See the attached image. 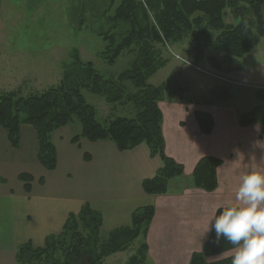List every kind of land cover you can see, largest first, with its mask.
Instances as JSON below:
<instances>
[{
	"label": "trees",
	"instance_id": "obj_1",
	"mask_svg": "<svg viewBox=\"0 0 264 264\" xmlns=\"http://www.w3.org/2000/svg\"><path fill=\"white\" fill-rule=\"evenodd\" d=\"M228 8L238 19L236 24L226 23ZM263 8L264 0H123L115 9V15L109 17L108 30L97 34L106 43L101 54L109 64H114L124 51L134 52L136 56L130 67L115 78H107L75 51L57 85L27 95H23L22 90L0 93V126L14 148L20 145L21 126H33L38 133V159L47 170L57 167L53 134L76 119L81 122L82 130L72 137L74 143L81 138L109 140L121 151L145 143L151 156H160L163 165L154 177L142 181L144 191L150 195L167 194L169 181L182 175L184 167L165 152L159 102L170 95L184 99L186 93L166 82L159 85L150 82L169 61L162 53V46L177 45L188 34L193 35L192 48L186 49L187 60L199 68L206 62L217 76L229 79L242 70L241 59L264 37ZM248 12L253 14L254 22L247 18ZM203 26L207 30L204 28L206 31L202 33L207 39L211 38V30L218 32L212 46L222 51L220 55H206L202 37L197 33ZM83 89L104 97L109 104H132L134 116H119L103 123L95 107L86 100ZM256 95L259 103L241 114L239 124L245 127L260 122L264 135V89H258ZM196 118L201 131L210 134L214 127L212 115L198 110ZM221 163L222 160L215 157L201 158L193 172L194 186L210 192L216 190L217 168ZM19 179L24 182L26 192H31L33 175L23 172ZM6 181L0 175V182ZM154 214L153 206L140 207L132 215L131 226L115 229L102 240L103 216L87 202L78 213L69 215L62 232L48 237L44 246L21 245L16 261L18 264H103L105 258L126 251L141 235L145 236ZM215 241L213 230L203 250L193 253L190 264H231V257L207 261L209 256L232 249L223 239L219 244ZM147 253L148 245L144 241L129 258V264H148Z\"/></svg>",
	"mask_w": 264,
	"mask_h": 264
},
{
	"label": "crops",
	"instance_id": "obj_2",
	"mask_svg": "<svg viewBox=\"0 0 264 264\" xmlns=\"http://www.w3.org/2000/svg\"><path fill=\"white\" fill-rule=\"evenodd\" d=\"M18 45L15 38H0V83L9 85L8 91L22 90L28 81L24 76L18 82L11 81L13 75L36 70V60L24 59ZM176 56L185 61L181 55ZM63 66L56 65L62 75ZM179 98L169 96L159 102L165 152L184 167L182 175L169 181L168 193L161 195L147 194L142 185L163 165L160 156H151L145 143L121 151L109 140L81 138L74 143L72 137L58 135L56 131L53 141L57 167L47 170L38 159V133L33 126H21L18 148L11 145L7 132L0 126V175L7 180L0 182V236L7 234L1 238L9 244L13 261L21 245L42 247L48 237L60 234L69 215L78 213L88 202L102 214L101 230L108 235L115 229L131 226L132 215L138 208L153 206L155 214L148 232L140 236L148 245L147 263L190 264L193 253L201 252L211 237L214 228L205 231L217 209L235 201L240 177L253 167L264 171V135L260 122L245 127L239 124L241 114L259 102L240 110L234 102L225 100ZM198 110L212 115L214 127L210 134L201 131L196 118ZM205 156L222 160L217 168L218 187L211 192L194 186L193 172ZM23 172L34 177L29 193L19 179ZM4 247L6 244L2 243L1 249ZM231 256L229 249L207 257V261Z\"/></svg>",
	"mask_w": 264,
	"mask_h": 264
},
{
	"label": "rangeland",
	"instance_id": "obj_3",
	"mask_svg": "<svg viewBox=\"0 0 264 264\" xmlns=\"http://www.w3.org/2000/svg\"><path fill=\"white\" fill-rule=\"evenodd\" d=\"M122 1L0 0V38L19 40L18 47L21 48L20 52L23 53L24 59L27 57L30 60H36V70L25 72L22 76L13 75L14 79L11 81L18 82L23 76L24 79H28L22 88L23 95L41 92L49 86L57 85L63 75L58 72L56 65L62 63L65 71V67L71 62L75 51L84 61L92 62L96 70L105 77H117L130 67L136 54L124 51L114 64H109L101 54L106 43L97 32L108 30L109 17L115 15V9ZM246 16L252 22L255 21L250 12ZM225 20L227 24L238 22L230 8L227 9ZM204 28L205 26L197 29V33L202 37L206 55H220L222 51L212 46L218 32L211 30V38L207 39L206 35L202 33L207 30L205 28L206 30L203 31ZM193 43L194 36L188 34L184 41L177 45L162 46V53L169 61L165 67L152 76L150 82L154 85L166 82L171 87L176 86V89L180 88L184 91L185 97L199 101L225 100L234 102L240 110L249 109L259 102L255 93L258 89H264V37L254 50L241 59L242 70L233 73L232 77L227 80L223 77V79L216 77L217 75L212 72L213 70L206 62L200 64L204 71L187 63L189 56L186 49L192 48L190 45ZM176 54L181 55L187 62L178 59ZM11 71L15 74L14 69ZM7 86L9 85L0 83V93L8 91ZM83 94L88 103L95 107L97 117L103 123L119 116L133 117L135 114V109L130 103L109 104L104 97L89 89H83ZM81 130L82 124L76 119L73 123L56 131L58 135L73 137ZM6 236L7 234L0 236L2 256L0 264H15V262L18 264L17 261H13V255L10 256L9 244L1 238ZM100 237L102 240L106 239L108 232L101 230ZM143 242L144 238L139 237L129 249L108 256L103 260V264H129V258L136 254L138 247ZM2 243H5L6 247L1 249Z\"/></svg>",
	"mask_w": 264,
	"mask_h": 264
},
{
	"label": "clouds",
	"instance_id": "obj_4",
	"mask_svg": "<svg viewBox=\"0 0 264 264\" xmlns=\"http://www.w3.org/2000/svg\"><path fill=\"white\" fill-rule=\"evenodd\" d=\"M217 212L205 233L214 228L215 242L223 239L232 246L231 264H264V171L253 167L243 174L235 201Z\"/></svg>",
	"mask_w": 264,
	"mask_h": 264
}]
</instances>
